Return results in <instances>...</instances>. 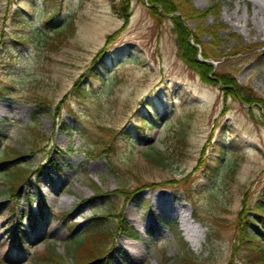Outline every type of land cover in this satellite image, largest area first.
Segmentation results:
<instances>
[{"label":"rangeland","instance_id":"rangeland-1","mask_svg":"<svg viewBox=\"0 0 264 264\" xmlns=\"http://www.w3.org/2000/svg\"><path fill=\"white\" fill-rule=\"evenodd\" d=\"M189 1L206 14L214 72L264 101V33L243 21L263 2ZM125 14L121 0H0V158L22 155L0 168V264H39L47 248L71 264L100 214L113 233L120 219L134 228V239L115 236L103 264H184L181 244L197 264L264 257L261 109L188 68L169 16L144 0H128ZM107 145L109 158L94 150ZM157 151L166 164L148 161ZM21 163L30 179L12 191L7 173ZM157 193L199 243L180 215L151 202Z\"/></svg>","mask_w":264,"mask_h":264},{"label":"trees","instance_id":"trees-1","mask_svg":"<svg viewBox=\"0 0 264 264\" xmlns=\"http://www.w3.org/2000/svg\"><path fill=\"white\" fill-rule=\"evenodd\" d=\"M144 1L147 2L148 6L151 7L154 13L160 11V15L169 16L173 23V32L176 37V45L180 58L188 66V68L194 71L204 83L219 86L225 97L229 96L237 101H240L242 104L260 108L261 112L256 120L264 126V101L257 97L247 87L238 84L231 76L224 73L214 72V65L210 58H214L215 55L209 52L212 50L205 48V45L201 41V35L204 31L202 28V21L206 14L198 13L197 11L195 12V9L189 0ZM127 2L128 0H121V7L124 14ZM209 11L212 10H207V12ZM190 18H199V22L194 30H191L186 25V21ZM213 30L214 28L212 26L207 30V34L211 37H213ZM78 88L79 84L76 82L74 90H78ZM108 146L109 145L103 148H96L94 150L97 154H106ZM106 155L108 158L110 157V154ZM21 156L22 155L19 153L10 154L6 152L5 156L0 158V168L5 167V165H8L9 163H16L20 160ZM147 159L151 163L164 165L166 164L167 157H165L162 152L157 151L155 155L150 153L147 156ZM110 170L111 173L115 175L118 174L114 168H111ZM7 177L10 189L18 192L30 179H27L28 173L25 163L17 164L14 169L7 173ZM128 192L129 191L127 189H124L120 193L127 195ZM39 207L42 209L43 206L41 203H39ZM29 221H32L31 215L29 216ZM91 221L90 226L84 231L81 238L75 240V245L72 249L71 257L73 261L71 264H103L104 262L109 261V259L113 256L109 245L118 233H121L128 238L133 237L134 228L124 220L121 221L120 219L118 225H115L114 233L106 226L105 215H97ZM74 228L75 224L72 225L71 230ZM13 235L18 236L16 232H14ZM17 238H19L18 241L21 242L22 238ZM181 250L183 251L182 256L184 264H197L192 260L194 258L190 255V251H188L183 244H181ZM37 260L39 264H69L62 260L54 248H47ZM249 264H264V257L262 254H259V256L252 259Z\"/></svg>","mask_w":264,"mask_h":264},{"label":"bare ground","instance_id":"bare-ground-1","mask_svg":"<svg viewBox=\"0 0 264 264\" xmlns=\"http://www.w3.org/2000/svg\"><path fill=\"white\" fill-rule=\"evenodd\" d=\"M263 3L262 4H256L254 5V15L253 17L251 18L252 21H250V17L249 16H246L243 21H244V25L245 26H249V32L250 33H254L256 36H259V35H262L264 33V0H261ZM231 16V15H229ZM228 20H230V18H228ZM242 19L241 18H238L237 20V23H234V26L235 28L238 27V29L241 27V25H239L238 23L241 22ZM150 199H151V202L154 204V205H157V206H162V208H166V209H169L171 210V212H173V214L175 215H180L182 217V219H184V223L186 224V229L190 231H193V233L190 235H194L196 236V242H200L201 240V233H196L192 227L188 224V221L185 219V215L183 213V211H181L180 208L178 207H172L167 198L160 195L159 193L155 194V195H152L150 196ZM63 203H67V201H62ZM123 243L121 240L118 241V245L121 246ZM128 248V247H127ZM129 252L136 256L139 251H138V247L136 246H133V247H129L128 248Z\"/></svg>","mask_w":264,"mask_h":264}]
</instances>
